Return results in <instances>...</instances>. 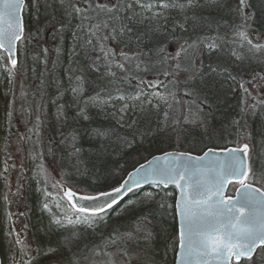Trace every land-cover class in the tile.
I'll return each instance as SVG.
<instances>
[{
	"label": "snow or ice",
	"instance_id": "obj_1",
	"mask_svg": "<svg viewBox=\"0 0 264 264\" xmlns=\"http://www.w3.org/2000/svg\"><path fill=\"white\" fill-rule=\"evenodd\" d=\"M55 4L56 0H0V68L6 71L10 83L22 75L17 58L18 44H23L31 34L24 13L34 10L35 34L38 35L41 16L44 15L46 20L48 9ZM204 6L206 4L202 5L199 0H59L65 18L79 17L81 20L79 27L86 31L87 37L80 46L85 56L90 57L89 49L99 53L88 68L97 73L101 71V66L105 70L101 77L103 87L98 92L93 89L95 94L83 100L85 107L79 109L78 115L90 120L85 111L87 106L103 109L111 104L115 108L118 103L120 107L111 116L117 127H126L130 134L121 136L116 128L103 125L93 128V137L98 141L90 153L95 157L94 167L96 163L106 166L109 157L114 155L123 159V149H132L149 137L153 140L160 137L164 129L151 127V109L158 108L160 102L168 103V97L175 99L170 86H175L181 73H192L195 67L190 53L200 45L209 52L219 48L216 42L218 36H197L189 42L177 35L178 32L187 31L186 25L190 20L193 30L205 26L206 22L199 15V10ZM212 6L228 7L229 11L240 15L242 23L235 27L233 36L242 47L247 45L249 52H264V43H253L248 35V21L254 19V14L244 12L245 8L251 7L248 0H239L235 9L223 3V0H212ZM174 9L179 10L176 17L170 14ZM189 12L193 14L192 17L188 16ZM84 21H88L86 30ZM58 24L57 30L62 32L64 20L58 21ZM109 40L124 47L117 52L108 45ZM146 40L153 44L147 50L144 45ZM133 44L136 45L135 51H125ZM173 44L175 48L170 47ZM56 51L60 53L61 49L58 47ZM43 52L46 54L48 49L44 48ZM73 55H79L75 47ZM233 55L236 53L233 52ZM5 59L7 64L4 63ZM100 61H103L102 65L98 64ZM67 71L70 73L69 90L74 100H80L85 93V76L74 75L76 70L71 68ZM79 71L83 72L82 69ZM118 72L122 75H118ZM196 72L206 91L199 97L200 104L196 106L194 118L188 120L186 117V122L199 121L209 140L214 137L224 139L235 146L205 145L200 149L201 155H194L192 151H165L148 160L147 167L145 164L133 167L126 176L123 175L124 165L118 159H113L112 164L118 165L120 179L108 190H89L91 185L78 187L76 184L69 186L66 181L58 182L63 193L60 200L66 197L70 215L53 213L48 203L42 207L51 216L49 231L55 226L66 234L62 233L54 246L50 244L46 248H37L35 256H30L31 246L24 244L17 234L14 243L21 245V253L30 256L27 261L21 259L20 264H32L36 258L42 259L43 264H132L133 260L137 264H156L155 253L151 256L147 254L152 252L157 231L165 229H158L155 221L157 217L163 220L169 216L176 222V230L165 245V264L168 251L173 253V264H258L257 257L259 264H264V255L261 254L264 252V112L257 111L258 107L264 108V99L241 108L239 117H233L216 129L201 119L203 107L211 109L209 101L217 85L222 86V80H234L235 77L220 64H209L205 71V65L201 62ZM149 75L153 78L149 79ZM261 81H264V67L259 72L253 70L249 83L259 88L264 86ZM241 87H244L243 84ZM244 92L250 95L247 88H244ZM57 93L60 94L59 81ZM184 94L193 95L190 91ZM133 110H137L138 115L130 120L126 114ZM7 115L11 118L12 112L8 111ZM249 115L254 122L259 115V123L250 124L247 119ZM36 119L39 121L40 117ZM56 119H67L63 105H57ZM38 127L34 126L37 136ZM70 135L72 151L69 156L75 160L72 167L76 175H85L87 170L82 172L80 168L84 164L81 159L83 149L76 146V135ZM67 139L62 134L59 143L64 144ZM109 148L113 151L109 152ZM62 175L71 173L62 172ZM145 184L154 185L159 191L145 193L138 200L127 199L125 203L130 193L140 190ZM169 186L174 188V192L166 191ZM230 187L234 195L228 194ZM46 195L50 194L46 192ZM56 206L62 205L57 203ZM117 208H120L118 217L133 213L131 229L125 232L114 230L103 238L101 244L92 247L84 243L87 236L75 229L83 227L95 233L106 222L108 214ZM69 228L72 230L69 231ZM82 249L90 255H82ZM258 249L261 251L258 252ZM97 256L102 259H96Z\"/></svg>",
	"mask_w": 264,
	"mask_h": 264
},
{
	"label": "trees",
	"instance_id": "obj_2",
	"mask_svg": "<svg viewBox=\"0 0 264 264\" xmlns=\"http://www.w3.org/2000/svg\"><path fill=\"white\" fill-rule=\"evenodd\" d=\"M199 2L202 5L206 4V6L199 10V15L206 22L205 26L193 30L192 21L190 20L188 25H186L187 31L183 33L178 32L177 35L189 40V42L195 40L197 36H218L219 39L216 42L219 44V48L209 52L203 45H200L194 52L190 53L195 62V67L192 73H181L179 81L175 86H170V91L175 93V99L168 97V103L160 102L158 108L151 109V127L156 128L160 126L164 129L158 139L153 140L149 137L142 144L138 143L132 149H123V159L114 155L109 157L106 166H101L99 163H96L95 167L93 166L95 157L90 155V153L98 143L97 139L93 137L91 131L93 128L103 125L104 127L116 128V131L121 136L130 134L126 127H117L115 120L111 116V113L120 107L118 103L115 105V108L111 104L104 106L103 109L91 105L87 106L85 111L91 118L90 120H84L78 115L79 109L85 107L83 100L95 94L93 89L98 92L103 87L101 77L104 75L105 70L101 66V71L97 73L88 68V64L99 53L89 49L90 57L85 56L80 46L84 44L87 37L86 31H82L79 27L81 20L79 17L65 18L59 7V0H56L53 8L48 9L49 15L46 20L44 15L41 16V31L38 35L35 34L34 10L25 12L27 14L28 30L31 34L20 45L19 49V65L24 72V79L36 80L38 73L40 74L41 69H44L46 81L41 84L40 88H44L45 90L43 92L39 88L37 91L29 90L26 93L24 92L18 99L13 98L11 95H13L15 87L17 86L16 92L22 91L23 84L15 85L13 79L10 83L6 71L2 69L0 73V120L9 121L8 111L12 112L14 119L18 117L20 122L23 119L29 120V131L27 133L29 132L32 140L34 139V144L31 148L32 154L37 156L38 159L48 157L49 160L54 161V164L56 163L54 168H58L59 172L71 173V175H68L73 180L70 182L71 184H76L78 187L91 185L89 190H108L110 186H114L119 181L120 175L117 174L118 165L112 164L113 159H118L119 163L124 165L123 175L126 176L127 172L131 171L133 167L165 151L180 150L202 154L200 149L204 148L205 145L207 147L234 145L233 143H227L224 139H217L215 137L209 140L208 136L204 133L203 125L199 121L196 123L186 122V117L188 120L194 118L193 114L196 112V106L200 104L199 97L206 91L202 86L196 69L200 67L201 62L205 65V71L209 64H220L227 67L231 71L232 76L235 77L234 80H222V86L217 85L215 94L211 96L209 101L212 105L211 109L204 106L201 113V119L212 127L219 129L222 124L229 122L233 117H239L241 108L262 99L260 91H264V86L255 88L249 81L251 80L253 70L259 72L264 67V63H262L264 62V52H249L247 45L242 47L238 39L233 36L235 27L242 23V18L235 11H229L228 7H213L212 0H207V2L206 0H199ZM223 3L235 9L239 5V0H223ZM248 3L251 7L245 8L244 12L246 14H254V19L248 21L250 25L248 29L249 38L252 39L253 43H264V0H248ZM178 11V9L171 10V16L176 17ZM188 16L192 17L193 14L189 12ZM61 20H64L65 23L62 32L57 30L59 28L58 21ZM193 20H195V17H193ZM87 25L88 21H84L85 30L87 29ZM28 40L32 45L28 47V50L25 51L26 53H22V46ZM107 43L117 52L124 47L123 44L111 40ZM144 45L145 50L153 46L152 42L147 40L144 42ZM58 47L61 49L60 53L56 51ZM74 47L76 53L79 55H73ZM170 47L175 48L176 45L173 44ZM44 48L48 49L46 54L43 52ZM135 50V44L125 48V51L129 53ZM37 51H39V57L36 60H32L31 55ZM233 52L236 55H233ZM238 57H242V59H238ZM43 59L47 63H45V60L43 62ZM53 62H56L55 66ZM4 63L7 64V59H5ZM69 68L76 70L74 75H84L87 81L86 92L80 100H74L69 90L68 77L70 73L67 71ZM81 69L83 72L79 71ZM118 75H122V73L118 72ZM148 78L152 79L153 77L149 75ZM161 79L164 78L161 77ZM58 81L60 83V94L57 93ZM260 83L264 85V81ZM242 84L243 88L241 87ZM244 88L249 90L250 95L244 92ZM128 90L131 91V89ZM160 91H163V89H160ZM185 91H190L193 95L186 96L184 94ZM58 95L60 96L58 100L51 101L53 97ZM10 97L11 99H9ZM192 101H195V103H191ZM59 103L63 105L64 114L67 116V119L63 120L64 126L61 128L48 121L50 117L56 114ZM257 111L264 112V108L258 107ZM209 112L211 113L210 115H205ZM165 113H167V118H165ZM126 115L130 120L135 119L138 111L133 110ZM37 116L40 117L39 121L36 119ZM14 119L12 121H15ZM247 119L250 124H258L260 116L256 117L255 122L250 115ZM11 124L13 125L14 122H11ZM35 125L39 126L38 136L34 128ZM72 133L77 137L76 146L83 149L81 159L84 161V164L80 165V168L82 172L85 169L87 170L85 175H76L72 167L75 164V160L69 156V153L72 151V139L70 135ZM62 134L68 137L64 144L59 143L62 139ZM113 140H115V136ZM112 151L113 149L109 148V152ZM258 151L259 149H257ZM32 168L34 169V166L31 168L29 166L28 170ZM63 176L65 178L66 175ZM33 178L36 180L30 184L28 191L29 202L33 205V210L28 213V221L30 222V233L33 237L32 242L35 253L37 248H46L50 244L53 245L51 237L53 230H56V228L52 226L51 231L48 228L47 232L46 226L41 227L40 225L42 222H45L39 219L40 211L45 212L46 218H48V226L51 219L49 212L42 207L44 203H48V200H45L47 186L43 176L39 179V174H37ZM152 191L159 190L155 186H148L131 193L127 199L138 200L145 193ZM166 191L170 192L172 189H166ZM52 193L55 194V188L52 189ZM119 210L120 208H117L108 214L107 221L100 225L102 233L100 237L98 236L94 239L95 241L99 238L98 242L102 243L103 238L107 237L114 230L119 231L120 229H124L129 231V228H122L114 224V221L119 222L125 217V215L120 217L115 216ZM70 213L68 210V214ZM76 230L78 231L80 228ZM174 234L175 232H171V237ZM46 243L48 244L46 245ZM262 255H264V252ZM29 258V256L23 255L21 259L27 261ZM21 259L17 264H20ZM41 262L42 259L40 260L39 258L32 260V264H39ZM257 262L259 264V257H257ZM3 264H5L4 260Z\"/></svg>",
	"mask_w": 264,
	"mask_h": 264
},
{
	"label": "flooded vegetation",
	"instance_id": "obj_3",
	"mask_svg": "<svg viewBox=\"0 0 264 264\" xmlns=\"http://www.w3.org/2000/svg\"><path fill=\"white\" fill-rule=\"evenodd\" d=\"M21 122L18 120V117L15 118L13 125L9 123L8 120L0 121V138L2 139V137L5 136V145L0 142V249L2 252H4L2 241L3 229L5 228L6 216L9 213L14 214V217L10 218L9 221L15 236L19 234L22 242L26 245H30L31 249L33 248V237L30 233V222L28 221V213L33 210V205H30L28 191L30 184L34 183L36 179L33 177L28 178L27 176L28 171L30 172L27 162L30 154L27 152L30 137L27 131H29L28 125L30 121L23 119ZM5 157H9L11 161L9 158L6 159ZM16 158H19L21 161H14ZM5 162H7V164ZM41 166H43V173L45 175L44 180L48 191V157L42 158ZM6 176H9V180H7ZM11 177L14 179L12 180ZM4 178H6V181ZM228 194L234 195V191L231 190V187L229 188ZM5 197H7V200ZM12 197L15 199V203L11 202ZM46 199L48 200V195H45V200ZM21 213H23V215H21ZM26 238H29L28 244L24 242ZM20 247L21 245H16L17 256L19 258L24 255L20 252ZM260 251L261 250L258 249V252ZM3 254L6 257L5 253ZM261 254H263V252ZM31 255L32 251L30 253V256Z\"/></svg>",
	"mask_w": 264,
	"mask_h": 264
},
{
	"label": "rangeland",
	"instance_id": "obj_4",
	"mask_svg": "<svg viewBox=\"0 0 264 264\" xmlns=\"http://www.w3.org/2000/svg\"><path fill=\"white\" fill-rule=\"evenodd\" d=\"M24 49H26L25 44H24V46H22V50H23L22 53H26L24 51ZM31 56H32V60H36L39 57V51L33 53ZM44 60L45 59H43L42 61L44 62ZM102 63H103V61L100 62V64H102ZM2 69L3 68H1L0 73H1ZM22 72H23V70H22ZM23 73H22V75H18L16 78L13 79L15 85L23 84L22 91L16 92L17 86L15 87V89L13 90V93H12L13 95H11L13 98L18 99L24 92L26 93V91H29V90L30 91H35V90L37 91L38 88L42 92L45 90L44 88L43 89L40 88V86L42 84L41 81H43V83H44L45 79H46V77L44 75V69H41L40 74L38 73V78L36 80L35 79H24ZM86 89L87 88H86V84H85V92H86ZM71 95L73 96L72 92H71ZM260 95H262L264 97V91H260ZM59 97H60L59 95L55 96L52 98L51 101L58 100ZM73 98H74V96H73ZM9 99H11V97ZM59 105H61V103H59ZM56 115H57V112L55 115H53V117H50V118L48 117L49 118L48 121L49 122L51 121L54 125H57L58 127L61 128L62 126H64L63 120L57 121ZM4 139H5V136H3L1 141H0L3 145H5ZM11 157H13V156H11ZM5 158L8 159L9 157H5ZM28 159H30V160H27L30 168L34 166V169L33 168L30 169L31 171L27 173L28 178L35 177V175L39 174V179L41 176H43V178L45 179V175L43 173L44 172L43 166H41V160L42 159H38L37 156H35L34 154L30 155L28 157ZM16 160L21 161L19 158H16L14 161H16ZM10 161H11V159H10ZM4 177H5V175H4ZM51 177L53 178L52 175H51ZM6 178H7V180H9V176H6ZM6 178H4L5 181H6ZM11 178H12V180L14 179L13 177H11ZM52 180H53L52 186H54L56 182H55L54 178ZM65 180L68 181L69 183L73 181L70 177H68V175L65 176ZM170 192H172V191H170ZM11 202L15 203V199L13 197L11 198ZM30 205H32L31 202H30ZM56 205H57L56 203H52L51 209H52L53 213H56L57 215H62V214L63 215H70V214H66V211H65V209H63L62 206L57 207ZM39 219L41 221H45V222H42L40 225H41V227L46 226L45 228H47V232H48V218H46L44 211L39 212ZM114 219H117V218H114ZM133 219H134L133 213L128 212L127 214H125V217L122 218L119 222L114 221V224L119 226V227H122V228H129V230H130L132 227L131 221ZM106 221H107V218H106ZM155 222L158 223V229L163 228V229H165V231H160V233H159V230L157 231L156 239L152 245V252L148 253L147 256H151V254L154 252L155 253L154 258H155L156 264H165V261L163 260V253L165 251V245L167 242L170 241L171 232H175V230H176V222L173 221L170 216L164 217L163 220H161V218L157 217ZM102 224H104V223H102ZM79 228H80V230H78V231L81 232L82 234H84L85 236H87V239L84 241V243H87L89 247H92L95 244H101L98 242L99 238L97 239V241L94 240L98 236L100 237V235L102 233V229L100 227L95 230V233H91L90 231L86 230L83 227H79ZM71 230L72 229L69 228V231H71ZM125 231L126 230H124V229L119 230V232H125ZM62 233H64V230H62V229L53 230L52 237H51V241L53 243V246H54V243L58 242V239ZM64 234H66V233H64ZM15 237H16L15 234L12 231H10V221H9V216L7 215L6 219H5V228L3 229V235H2V241H3V245H4V252L3 253H5V255H6L5 264H17L19 261V257L17 256L16 245L14 243ZM46 237L48 240V235ZM24 242L28 244L29 238H26V240ZM47 244L48 243H46V245ZM141 247H143V245H141ZM111 250L112 249L110 248L109 251H111ZM82 255H90V254L86 250L82 249ZM65 256H67V253H65ZM173 258H174L173 253L171 251H168L166 264H173ZM96 259H102V257L97 256ZM119 259L117 257L118 261H119ZM39 264H43V260ZM82 264H83V262H82ZM132 264H137V262L135 260H133Z\"/></svg>",
	"mask_w": 264,
	"mask_h": 264
},
{
	"label": "bare ground",
	"instance_id": "obj_5",
	"mask_svg": "<svg viewBox=\"0 0 264 264\" xmlns=\"http://www.w3.org/2000/svg\"><path fill=\"white\" fill-rule=\"evenodd\" d=\"M24 19H25V22H26V24H27V14L25 13V15H24ZM30 45H32L31 44V42L28 40V42L25 44V46H26V49H24V51H27L28 50V47L30 46ZM20 71L22 72V68L20 67ZM23 73V72H22ZM45 81H46V79H45ZM14 115H12L11 116V118L9 119V123H11V122H14V121H12L13 119H14V117H13ZM15 120V119H14ZM1 121V120H0ZM33 141V142H32ZM31 144V145H30ZM33 144H34V139L32 140V137H30L29 138V143H28V153H30L29 154V156L30 155H32V152H31V148H32V146H33ZM229 146H234V145H229ZM229 146H227V147H229ZM28 156V157H29ZM53 188H55V187H53L52 186V183L49 181V183H48V191H47V193H49L50 195H48V204H49V207L51 208V206H52V203H62V201L60 200V197H61V193L55 188V194H53L52 193V189ZM115 216H117V214L115 215ZM118 218V217H117Z\"/></svg>",
	"mask_w": 264,
	"mask_h": 264
},
{
	"label": "water",
	"instance_id": "obj_6",
	"mask_svg": "<svg viewBox=\"0 0 264 264\" xmlns=\"http://www.w3.org/2000/svg\"><path fill=\"white\" fill-rule=\"evenodd\" d=\"M18 47H19V44H18ZM17 58H18V53H17ZM229 147H234V146H229ZM171 151H173V150H171ZM177 151H180V150H177ZM162 154V153H161ZM161 154H157V155H154V156H158V155H161ZM194 155H201V154H195V153H193ZM153 157V156H152ZM152 157L151 158H149L148 160H151L152 159ZM148 160H146V161H144V162H142L141 164H145L146 165V167H147V161ZM54 176H55V179H56V182H57V184H58V182H61L62 183V180H61V177H60V175L58 174V173H54ZM149 185H151V184H145V185H143V187H146V186H149ZM70 186V185H69ZM142 187V188H143ZM169 188H173L172 186H169ZM174 189V188H173ZM61 191V190H60ZM61 195H63V193L61 192ZM65 200H66V197L64 198ZM0 264H2V257H1V254H0Z\"/></svg>",
	"mask_w": 264,
	"mask_h": 264
}]
</instances>
